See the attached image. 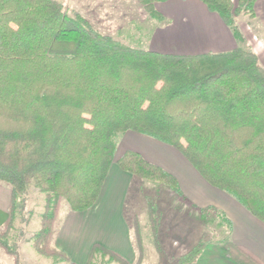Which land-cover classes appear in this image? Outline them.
Masks as SVG:
<instances>
[{
	"label": "trees",
	"instance_id": "16d2710c",
	"mask_svg": "<svg viewBox=\"0 0 264 264\" xmlns=\"http://www.w3.org/2000/svg\"><path fill=\"white\" fill-rule=\"evenodd\" d=\"M138 0L154 20L155 4ZM229 28L236 49L219 54H163L101 35L55 0H0V183L11 189L0 249L29 188L44 196L38 254L68 262L51 244L60 210H89L116 147L134 132L178 151L211 187L264 223V68L237 26L253 19L256 0H196ZM133 177L161 184L185 201L177 181L127 151L116 162ZM227 228L230 222L222 219ZM135 234L136 240H139ZM158 258L162 250L153 229ZM205 244L177 260L196 262ZM117 264V254L94 245Z\"/></svg>",
	"mask_w": 264,
	"mask_h": 264
},
{
	"label": "crops",
	"instance_id": "0c3cea01",
	"mask_svg": "<svg viewBox=\"0 0 264 264\" xmlns=\"http://www.w3.org/2000/svg\"><path fill=\"white\" fill-rule=\"evenodd\" d=\"M237 1L231 0L233 5ZM155 9L163 17L160 22L164 26L156 27L153 37L166 42L165 44L171 43L170 46L175 49L174 52L163 54H219L230 52L238 46L221 19L196 0H168L155 4ZM254 14L249 22L253 24L257 35L253 34L245 20L242 21L247 17L240 21L237 19V26L264 68V0H256ZM253 37L258 38V45L252 42ZM127 151L138 153L145 161L174 177L185 201L179 200L165 188L162 191L165 200L147 195L143 180L123 172L116 165L117 160ZM10 198V187L0 183V228L8 217ZM128 204L130 208L127 207ZM142 204L159 206V209L153 207L149 213L140 216L139 220H143L145 228L151 232L152 227L156 226L155 230L158 228L155 231L156 240L163 250V260L168 254L175 253L176 258L184 255L179 254L177 245L182 246L186 239L192 240L193 245L200 242L201 236L194 234V237L185 238L186 223L189 224L187 228L195 229L194 221H186L185 214L200 215L202 210H206L228 220L231 231L226 242L222 240L206 243L198 259L192 264H264V223L253 217L232 197L206 183L174 148L134 132H126L119 141L113 163L95 204L88 212H66L54 245L67 257L66 264H88L91 248L95 244L118 254L128 264H135L140 260L139 245L142 241L141 238L134 239V229L138 219L137 210H141ZM165 217L166 231H171L174 235L168 240L159 234ZM199 227L197 224V231ZM152 243L153 235L150 241H143L146 246L153 245ZM153 253L147 252L148 260L157 259L156 253ZM151 255L153 258H150ZM0 264H9L7 258L0 256Z\"/></svg>",
	"mask_w": 264,
	"mask_h": 264
},
{
	"label": "rangeland",
	"instance_id": "374dc122",
	"mask_svg": "<svg viewBox=\"0 0 264 264\" xmlns=\"http://www.w3.org/2000/svg\"><path fill=\"white\" fill-rule=\"evenodd\" d=\"M55 1L60 3L69 14H73V13L79 14L81 17L86 19L89 22V24L101 35L111 37L117 43L125 47L133 48V49L150 50L159 53L174 52L175 50L173 47L170 46L172 45L171 43L167 42V44H165L166 42L161 41L159 38L153 37V32H155V28L159 26H164V23H161L160 21L154 20L152 17H150V15L147 12H145L143 8L140 6L138 0H55ZM234 5L236 6L237 4ZM242 18H244V16L242 15H239L237 17L239 21ZM243 20H245V22L249 24V27L250 29H252L253 34L257 35L256 30L253 28V24L249 22L251 20L248 17L246 19H242V21ZM257 39L256 37H253L252 40V42L256 45H258ZM143 181L145 182L144 191L146 192L147 195H150L151 198H153L154 196V197H159L160 199L162 198V200H165L164 196L162 195V191H164L163 188L165 189L168 188H166L161 184H157L145 180ZM43 207H44V196L38 193L35 189L29 188L27 193L21 196L19 205L15 209L14 217L11 223V228L4 241L9 247L17 250L19 254V264H66L67 263V262H59L58 259L54 257L42 256L38 254L34 248L32 238L40 229V215L43 212ZM127 207L130 208L129 204L127 205ZM153 207L150 204L148 205L142 204L140 206L141 210L140 211L137 210L138 219L136 220L135 223L136 227L134 229L135 230L134 234H138V237L141 238L142 243L141 245H139L140 260H138L135 264H177L176 263L177 260L181 259V257L191 252L198 244L193 245L192 240L186 239L185 243L182 246L177 245L179 248V254L184 253V255H182L179 258H176L174 256L176 254L173 253V255L168 254L167 255L168 257L165 260L162 259L163 255H161V259H159L154 245L151 244L147 246L145 244L143 245L144 240L147 239L149 241L151 240V237L153 235V229H156L155 228L156 226H154V228L152 227V232H151L149 229L145 228L144 221L139 220L140 216L147 214V212L149 213V211H151ZM158 207H159L158 205H155L153 209L155 208L159 209ZM90 209L85 212L90 211ZM68 211H70L69 208L67 206H63L60 210L58 221L54 225V232H53V238L51 244L56 250L57 248L54 245L55 237L64 219V216ZM185 216H186V221L192 220L194 221L193 223L195 224V229H193L189 227L187 228L189 224L186 223V228L184 229L186 233L185 238L194 237V235L195 236L197 235V236H201V240L199 243L202 244L217 243L224 240L228 234L226 225L223 223L222 217H220V215L216 213H208L206 210H202L200 215L198 214L188 215V213H186ZM166 217L164 222L162 223L163 228H160L159 230V234L161 235V237L163 236L165 239L168 240V238H172L174 237V235L171 233V231L169 233H167L166 231L165 228ZM196 223L200 225L199 231L196 230V226H197ZM157 230L155 231L157 232ZM177 246L174 245V248L177 249ZM146 247L150 249L148 250L146 249ZM146 251L147 252L150 251V253L152 252L156 253L157 259L148 260L149 255H147ZM162 254H163V250H162ZM0 256H2V258H7V262L9 264H13L12 258L8 254H6L2 249H0ZM152 256L153 255H151L150 258H153ZM145 258L147 260H143ZM88 264H117V263L112 261L108 256H105V254H103V252H101L100 250H96L92 255L91 259L89 257Z\"/></svg>",
	"mask_w": 264,
	"mask_h": 264
}]
</instances>
